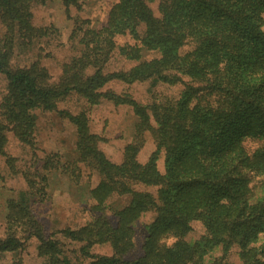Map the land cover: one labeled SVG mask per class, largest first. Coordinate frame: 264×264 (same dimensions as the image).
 I'll return each instance as SVG.
<instances>
[{"label": "trees", "instance_id": "16d2710c", "mask_svg": "<svg viewBox=\"0 0 264 264\" xmlns=\"http://www.w3.org/2000/svg\"><path fill=\"white\" fill-rule=\"evenodd\" d=\"M46 1L0 0L5 30L0 75L6 81L0 101V156L6 157L8 134L31 147L33 111H54L71 93L89 107L102 101L127 106L135 118L132 141L121 162L111 163L98 148L102 138L89 131L85 111H60L75 127L78 161L99 179L90 191V209L96 214L80 228L45 236L23 193L9 202L13 211L6 217L0 254L16 253L24 241L35 238L42 264H70L62 241L80 244V256L90 259L89 264H205L216 250L221 255L209 264H225L233 247L241 264H264V244L256 245L264 238V182L256 181L264 176V0H159V17L149 7L155 0H118L104 27L82 31L81 52L63 65L57 83L37 62L11 65L16 44L25 48L45 36L44 29L32 25L31 10ZM79 1L61 0L65 8L78 7ZM125 35L134 44L117 47L114 39ZM184 47L190 50L181 53ZM144 51L158 56L143 60ZM115 53L134 66L105 72ZM111 82H149L155 89L144 103L128 93L103 90ZM163 85L180 86L178 97L156 93ZM147 135L155 150L140 163L137 155ZM247 142L257 145L249 149ZM161 152L162 173L157 169ZM126 195L127 205L111 206L113 197ZM108 211L116 219L114 226L105 219ZM146 213L154 218L145 227L141 255L124 260L135 248L134 224ZM193 222L205 233L189 242ZM96 244L108 245L111 254H91Z\"/></svg>", "mask_w": 264, "mask_h": 264}, {"label": "rangeland", "instance_id": "374dc122", "mask_svg": "<svg viewBox=\"0 0 264 264\" xmlns=\"http://www.w3.org/2000/svg\"><path fill=\"white\" fill-rule=\"evenodd\" d=\"M117 2L118 0H81L78 7L65 8L61 0H47L43 5L34 6L31 10L32 25L37 29H44L45 36L33 40L25 48L16 44L11 61L12 67H26L37 62L46 69L50 82L57 83L60 80L63 65L81 52L78 41L82 31L86 28L99 30L104 27L110 9ZM158 3L159 0H155L149 4L155 17H159ZM262 29L264 30V15ZM4 31L0 24V39ZM138 31L142 33L143 26ZM114 41L117 47L134 44L129 35L117 36ZM189 50V47H184L181 53ZM157 56L155 52L144 51L142 59L150 60ZM134 64L115 53L106 64L104 71H127ZM180 88V86L163 85L157 86L155 92L176 98ZM154 89H151L149 82L131 85L111 82L103 88L115 94L128 93L135 100L144 103L150 99ZM5 93L6 81L0 75V101ZM60 111L72 115L85 111L89 131L102 138L98 148L111 163L121 162L124 147L132 141L135 118L127 106H115L108 101H102L89 107L82 98L71 93L56 105L54 111L34 110L36 128L33 145L31 147L22 145L8 134L5 146L6 157L0 156V239L5 237L6 217L9 210L13 211L9 208V202L17 201L23 193L27 194L32 217L42 227L45 236L66 228H80L96 214L90 209L92 204L90 191L97 185L99 179L95 172L78 161L79 155L75 151V127L68 119L59 115ZM256 145L254 142L246 143L249 149H253ZM154 150V144L147 135L137 160L145 163ZM7 158L13 161L11 165L6 164ZM48 163L52 164V167L46 166ZM157 169L160 173L163 172L162 152L157 160ZM256 181L264 182V176ZM147 190L151 191V188ZM129 201L130 198L126 195L113 197L109 202L113 208L121 209ZM153 218V213H146L136 221L133 227L135 248L124 256V260L141 255L140 247L145 235V227ZM105 219L112 226L116 224V219L109 211L105 213ZM204 233L203 227L193 222L186 239L189 242L196 241ZM62 242L63 255L68 258L70 264H89L90 259L80 256V244ZM260 244H264V238H261L256 245ZM37 247L36 239L30 238L23 242L22 250L19 249L11 254H0V264H11L17 260L20 264H42L44 259L38 256ZM90 253L95 256H109L111 249L106 244H96L93 245ZM220 255L219 250L210 253L205 258V264H209ZM225 258V264H241L237 247H233Z\"/></svg>", "mask_w": 264, "mask_h": 264}]
</instances>
